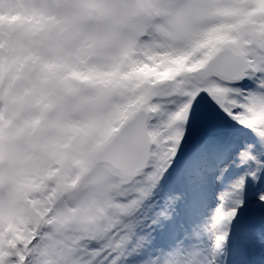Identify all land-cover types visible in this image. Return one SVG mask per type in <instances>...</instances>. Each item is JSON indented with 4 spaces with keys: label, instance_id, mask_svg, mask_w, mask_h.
<instances>
[{
    "label": "snow or ice",
    "instance_id": "obj_1",
    "mask_svg": "<svg viewBox=\"0 0 264 264\" xmlns=\"http://www.w3.org/2000/svg\"><path fill=\"white\" fill-rule=\"evenodd\" d=\"M0 264H264V0H0Z\"/></svg>",
    "mask_w": 264,
    "mask_h": 264
}]
</instances>
